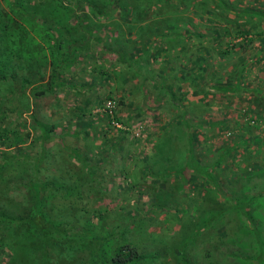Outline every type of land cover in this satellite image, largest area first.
Returning <instances> with one entry per match:
<instances>
[{"label":"trees","instance_id":"obj_1","mask_svg":"<svg viewBox=\"0 0 264 264\" xmlns=\"http://www.w3.org/2000/svg\"><path fill=\"white\" fill-rule=\"evenodd\" d=\"M161 1L165 3L167 0H158ZM216 1L219 2L217 5L219 8L224 6L223 11L228 10L226 3L230 7L232 5L229 0ZM204 2L205 0H201L200 4L203 11L207 10V7L213 8L207 0ZM99 3L98 0L33 2L0 0V187L6 191L3 194L5 196L0 195V233L5 239V242L0 240V246H5L0 247V255L8 256V264H164V258L167 259L166 264H194L195 261L189 258L193 253L189 251L190 246L197 240L195 235L201 226L205 231L212 226L216 227V233L221 239L227 235L231 239L232 232L226 230L230 225L227 226L226 223L232 225L231 219L235 220L234 216L244 224L248 216L258 221L264 218V207L254 206L255 199H260L264 189H253L255 193H250L248 191L252 189L251 186H246V180L253 177V174L256 176L264 174V164L259 158H253L248 168L240 169L238 172L232 170L233 162L236 167L240 166L241 159L237 156L239 149L247 146L250 141L243 136L247 133H249L247 137L250 136L258 127L261 117L255 113L256 123L246 124V131H242L240 137L238 136L235 141L223 143L225 145L211 151V156L208 157L205 156L208 150L206 144L204 148H200L202 145L198 141L202 128L220 130L231 125L229 122L225 124V117L212 118L203 115L206 109L204 99H201L200 107L196 106L199 108L198 112L189 110L188 115L185 111L177 114L172 125H169L167 131L162 134L161 143L156 144L157 150L164 152L162 159L164 161L168 159L169 164L171 159L172 164H175L176 160L180 159V161L176 165L177 168H167L163 163L162 167L154 166L149 169V173L157 179H162L165 178V174L161 170L167 168L168 173L179 174L183 180L190 179L192 182H197L196 186L205 191L200 201L203 208L199 212L211 209L213 203H221L215 199V195L227 189L226 185L231 181L230 176L234 173L240 178L244 176L243 186L238 191L235 188L233 190L236 191L235 195L222 201L226 208L222 207L221 210L212 208L217 211H209L200 217L189 233L183 234L179 239L170 238L172 241L169 242L166 240L168 246L163 245L165 249L167 248V254L151 250L145 243L140 244L138 239L134 238L132 223L140 222L137 220L138 217L133 218L131 222L130 217H127V214L123 216V212L119 213L121 211L119 210V214L115 211L111 222L105 223L104 208L107 206L102 199L108 196V189L102 185L104 175L99 172L100 166L95 161L96 154L82 148L80 144L81 140L83 142L92 134L89 128L91 121L85 118L84 110L73 111L72 114L77 117L75 125L71 129L63 127L62 132L58 134L55 131L56 122L50 121L44 113L41 114L37 103L38 98L52 94L60 87H64L66 93L73 91L75 94L83 95L86 87L93 86L88 84L93 79L94 82L109 81L110 74L119 71L114 68H110L114 70L109 71V66L105 62H96L106 47L109 51L118 53V60L121 63L119 74L122 76L119 81L132 78V73L135 76L144 73L141 72L140 59L131 52L135 45L127 48L129 39L124 35L131 34L135 26L132 21L133 4H144L145 0H135V2L102 0V3ZM117 6L124 11L120 16L122 15L124 20L128 19L131 24L128 25L127 30L118 25V33L115 36L111 31L104 37L97 36V30L107 25L102 20L99 22L97 18L102 15L107 18L112 16L110 10ZM235 12L236 15L242 16L247 11L236 8ZM250 12L264 18L263 7L255 8ZM173 13L171 17L165 15L164 20L170 18L176 21L178 16ZM160 20L161 18L158 21L157 18L152 17L147 27L140 25L141 31L138 36L144 43L148 37L149 40L157 42L163 40V35L169 42L177 40L182 42L187 39L186 35L196 37L195 41L199 44L192 52L194 64L191 68L183 69L178 79L190 81V84L196 85L197 91L200 92L203 88L198 89L197 81L209 72L210 61L207 59L208 55H212L203 52L202 48L205 44L201 39L211 37V42H219L217 38L226 35L228 28L210 27L204 31L188 27L184 29V26L180 28L175 22L167 33L163 26H159ZM256 24L257 22L250 23L249 30H243L241 25L238 26L240 30L236 31L235 35L242 37L238 42L241 41L246 46L250 45L254 38L250 33ZM144 29H150L153 34H144ZM182 29L185 34H182ZM222 39L225 45L221 46L222 42H220L219 48H214L216 53L225 56L232 50V46H229L232 43L227 44L229 39ZM92 45L99 47L97 52L91 49ZM186 47L187 45H184V48ZM151 53V57L155 58L154 55L157 53L155 51ZM86 61L92 80L80 83L72 74L77 66L85 68L82 64ZM238 62L224 80L222 78L221 81L219 78L216 80L217 83L221 82L216 84L217 87L221 86L219 88L221 92L225 93L227 89L235 92L242 90L244 59L240 58ZM156 73L159 74L160 71ZM153 78L157 80L154 74ZM164 83L163 80V86ZM60 98L61 96H57V99ZM109 98L113 97L109 96ZM73 108L76 110L77 106ZM104 114L107 120L111 121L112 118L107 113ZM193 116L196 118L193 119ZM114 119H119L116 110ZM66 135H71L75 139L70 141ZM252 135L255 138L258 136L255 130ZM186 137L188 141L179 143L178 148L169 144L174 139ZM77 139L80 142L78 144L75 142ZM256 140L259 142V138ZM256 140L252 142L257 143ZM114 144L119 145V142ZM153 151L148 153L151 159ZM255 152H260L258 145L255 147ZM175 154L177 156L174 158ZM220 164L223 165L224 172L215 171ZM185 167L190 169L188 175L185 174ZM211 186H214L213 190ZM128 189L129 186L125 188ZM124 195L118 191L116 197H125ZM152 199L154 200H151L149 205L154 206L155 201H159L160 195L154 194ZM112 202L110 206L113 207L112 209L121 207L117 200L113 199ZM225 211L226 215H224ZM190 217L193 216L186 218L187 223L190 222ZM252 234L255 250L250 252L248 250L251 249L244 247L245 253L238 255L234 247L223 245L217 252V260L210 259L199 264H223L232 258L242 259L245 264L247 260H250L248 264H264V253L260 254L264 248L262 239L264 229L260 226V230ZM201 239L197 240L196 244L198 242L199 245L202 244ZM162 241L165 242L164 239ZM195 253L200 255L198 252Z\"/></svg>","mask_w":264,"mask_h":264},{"label":"rangeland","instance_id":"obj_2","mask_svg":"<svg viewBox=\"0 0 264 264\" xmlns=\"http://www.w3.org/2000/svg\"><path fill=\"white\" fill-rule=\"evenodd\" d=\"M30 1L33 2L36 0ZM98 1L100 2L99 4L102 3V0ZM121 1L124 2V0ZM229 1L232 5L230 7L228 3H226L228 10L224 9L225 11H223L224 6L220 8L217 6L219 2L216 0H207V3L209 2V5L213 8L207 7L206 3L205 6L208 9L205 11L200 7L201 0H182L181 2L178 0H167L165 3L162 1L158 2V0H145L144 4H133L132 21L135 23V26L131 34L126 33L124 36L129 39V43L126 46L127 48L130 45H135L132 47L133 51L131 52H133V55L136 54L135 56H138L140 59L139 62L142 64L141 72H144L143 74L135 76V74L132 73V78L119 81L122 76L119 74L121 63L118 60V53L109 51L106 47L102 56L98 58L96 62H105L106 65L109 66V71H113L114 69L119 71L117 73L115 72L113 75L110 74L111 78L109 81L94 82V79L92 80V78H90L91 74L89 73V66L86 61L82 64V67L84 66L85 68L77 66L74 68V74H72L74 79L80 83L86 80H92L88 84H92L93 86L91 88L90 86L89 88L86 87L87 89L83 95H79V93L75 94L73 91L66 93L65 88L60 87L58 91L37 99L40 113H44L50 121L56 122L55 131L58 134L62 132L63 127L71 129L72 126L75 125L77 117L72 114L73 111H85V118L91 121V123L89 122V128L92 134L86 137L83 142L81 140V143L78 139L75 142H77V144L80 143L82 148L84 147L86 150L96 154L95 161H97L100 166L99 172L104 175L102 185L106 186L108 189V196L106 195V198L102 199L104 205L107 206L104 208L106 210L104 213L106 217L104 222L107 223L110 221L115 211L117 214L123 212V216L127 214L131 222L133 218L138 217L137 220L140 222L132 223L133 236L138 239V243H145L151 250L165 253L167 251V248H164L166 240L169 242L174 238L179 239L183 234L189 233L191 229L195 227L200 217L207 214V212L209 213V211H217L212 208L216 207L218 210H221L222 207L226 208V206L222 204V201H226L227 198L235 195L236 191L233 192L235 188L238 191V189L243 186L244 176L240 178L237 173H234V175L231 174V181L226 185L228 186L227 189L219 193L217 192L215 195V199L219 200V203H221H213L212 206H210L211 209L199 212V210L203 208L200 201L202 200V194H205L204 189L197 187V182H192L190 179L183 180L179 174L168 173L169 170L167 168H177L176 165L179 163L180 159L176 160L175 164H172V159L170 160V164L168 159L164 161L162 159L164 157V152L158 151L156 144L161 143L162 134L167 131L169 125H172L175 118L178 116L177 114L184 111L187 115L190 113V108L188 109L186 107L187 109H184V107L188 101L190 102L192 95H194V92L191 93V86L193 87V85L190 84V81L179 80L178 78H180L179 73H182L183 69L191 68L194 63L192 52L195 49L194 46L196 44L198 45L199 42L195 41L196 37L190 35H186L187 39L182 42H178V40L169 42L165 35H163V40H158V42L152 39L149 40L150 37H148L144 40L146 44L143 42L142 38L138 36L141 31L139 26L143 25L144 28L147 27L148 21L154 17V19L157 18L158 21L161 18L159 26H163L166 32L169 28L174 26L175 22L180 28L184 26V29L188 27L204 31L210 27L224 26L223 28H228L226 35L223 34L222 37L217 38L219 42H211V37H204L201 39V42L205 44L202 48L203 52L206 51L208 54H212L208 55L209 58L207 59L210 61L208 68L209 72L205 73L204 78L197 81L198 87L200 86L203 88L200 90L199 94H201L202 99H204L203 102L207 104L208 108L205 109L203 115L212 118L225 116V124L229 122V125H231L230 127L220 130H217V128H202L198 136V141L202 145L200 148H204L203 146L206 144V148L210 151L206 150L205 152V156L208 157L211 156V151L225 145L223 143L235 141L238 136H241L242 131H246L245 127L249 122L246 121L245 118L247 114L245 113V109L251 114H255L256 112L254 108L251 107L252 104L247 103L248 101L246 99L248 97L245 91H232L233 95L232 93L221 92V95H218L216 94L218 91L210 86V84L216 82L218 78L224 80V78L230 74L229 72H232L228 71L225 73V70H227L226 67L230 64L232 67L238 65L241 54L253 53L252 51H255L254 38L251 44L247 46L241 41V43L238 42V40H241L240 36L235 35L236 31L240 30L238 26L241 25V29L243 30H249V28H251L250 23L257 22L256 26H264V18L258 17L250 12L255 8L263 7L264 10V0ZM133 2H135V0H133ZM236 8L239 10L245 9L247 12L242 16L236 15ZM211 11L213 12L210 13ZM172 12H174L173 14H175V16H178V19L173 21V19L169 18L165 21L164 16L167 15L171 17ZM110 13L112 16L108 18L103 15L97 18L99 22L102 20L103 23H107L101 30H97V36L104 37L106 33L111 32V34L115 36L118 33V25L124 30H127L128 25L131 24L128 19L124 20L122 15L120 16V14L124 13L121 7H114V9L110 10ZM184 21H186V24H184ZM180 28L179 31H181ZM184 29H182V34H185ZM144 32V34H153L150 29H144ZM130 38H132V40H130ZM222 38L229 39L227 44H230V42L232 43V45H229L232 46V50L225 56L216 53L217 51L215 50V48H219L218 45H220V42H222L221 46L225 45ZM159 45H161V47ZM184 45H187V47L184 48ZM98 48L97 45L91 46V49L96 50V52ZM152 51L157 53L154 55L155 58L151 57ZM96 52H94L95 56ZM189 53L190 55H188ZM215 64H222L223 67L221 69L219 68L221 70L220 74L211 71ZM252 65L254 66L255 64ZM159 71V74L156 73ZM123 72L124 71H122V73ZM153 74L157 80H153ZM163 80L165 82L164 86L162 84ZM74 95L77 96L74 97ZM87 95L88 97H86ZM57 96H61V98L57 99ZM109 96H112L116 101V112L119 117L117 122H119V125L112 123L110 120L108 121L102 109L104 101L109 98ZM222 96L228 97L226 98L228 99L227 103L219 101L222 99ZM249 102L252 103V100H249ZM192 103L191 101V104ZM72 106H77V109L75 110ZM224 109H228L227 112L230 113L229 116H226L227 112L225 113ZM195 110L198 112L199 108H195ZM261 121L258 122V127L254 129L258 134L256 138L252 135L254 130L249 137H247L249 133L243 136L246 139L249 138L248 140L250 141L247 146L241 147L237 153L238 158L241 159L240 166H238L239 169L233 162L232 170L238 172L240 169L244 170L248 168L253 158H259V161L264 164V125ZM138 122H143L145 128L141 135L135 137L132 134L131 127ZM226 131H231V133L228 134ZM66 138L70 141L75 139V137L71 135H66ZM257 138H259V142L256 140ZM254 140H256L257 143H253L252 141ZM184 141H188L187 137L179 140L174 139L168 142L172 147L178 148L179 143L182 144ZM117 142H119V145L114 144ZM256 145L260 147L259 153L255 152ZM151 151L154 152L152 154V159L148 157V153ZM175 156H177V154L174 155V158ZM99 161L101 162L99 163ZM163 163L165 167H167L161 170V172L165 174V178L157 179L149 173V169L154 166H158V168L162 167ZM222 167L223 165L220 164L218 168L214 170L216 172H224ZM184 171L185 174L188 175L190 169L185 167ZM252 176L253 177H249V179L246 180V186L250 185L252 188L248 192L255 193L253 189H264L262 188L264 186V174L262 175L261 173V176L253 174ZM128 186L129 189L125 190ZM199 188L201 189L198 192ZM210 188L213 190L214 186ZM118 191H120L121 195L125 194V197H116ZM89 192H91V190ZM197 192L199 194H197ZM4 193H6L5 189L0 187V195L5 196L3 195ZM157 193L160 195L159 201H155L154 206L149 205L151 200H154L152 199L154 194ZM113 199L117 200L121 204V207L112 209L113 207L111 208L110 206L113 204ZM95 203L97 204V202ZM199 203L201 205H199ZM254 206L257 208L264 207V193L260 195V199H255ZM225 213L226 211L224 215H226ZM190 215L193 217H190L191 220L187 223L186 218ZM237 218V216H234L235 220L231 219L232 225L225 222L227 226L230 225L226 230L232 232V234H230L231 239H229L228 235L221 239V236L216 233V227L213 226L208 228L207 231H205V228L202 226L200 227L201 229H198V233L195 237L198 241L203 238L201 239L203 243L199 245L198 242V244H196L197 240L195 238V243L190 246L189 252L193 254L189 258L195 261L194 264H199V262L204 263L206 260L210 259L217 260V252L223 245L234 247L238 255H243L246 249H251L248 250L250 252L255 250L256 245L254 244L255 241L252 232L256 233V231L260 230V226L261 229H264V218H260L263 220L258 221V219L255 220L254 217L248 216L246 219L247 225L239 219L237 220ZM250 228L253 229V231H251ZM162 238L165 242L162 241ZM262 239L264 240V234L262 235ZM0 240L5 242V239L1 237V233ZM257 241L259 242V240ZM246 245L248 246L246 247ZM2 247L5 246L2 245ZM193 251L198 252L200 255H197ZM263 253L264 248L260 254ZM165 254H167V252ZM7 260L8 256L6 254L0 255V264H8ZM166 260V258L163 259L164 264H166ZM247 261V264L250 263V260ZM223 264H245V261L232 258L228 262L225 261Z\"/></svg>","mask_w":264,"mask_h":264},{"label":"crops","instance_id":"obj_3","mask_svg":"<svg viewBox=\"0 0 264 264\" xmlns=\"http://www.w3.org/2000/svg\"><path fill=\"white\" fill-rule=\"evenodd\" d=\"M250 34H252V36L254 37V40H255L254 45L256 48H255V51H252L253 53L241 54V58L244 59V65H245L244 73L242 76V85H243L242 92L245 91V93H247V97H248L246 99L248 101L247 103L252 104L251 107H253L254 110L256 111L255 112L256 115L258 114V116H261V119H262L261 123L263 122V125H264V26L257 25ZM196 45L194 46L195 48H196ZM252 64H255V65L253 66ZM222 67H223L222 64H215V66L211 69V71L220 74V71H221L220 69ZM226 69L227 70H225V73L228 71H233L234 67H232V65L230 64L226 67ZM247 76H250V77H247ZM220 83H217V82L211 83L212 85L211 87L216 89V91H218L216 93L218 95H221V91H219V88L221 86L217 87L216 84H220ZM196 87H197L196 85H194L193 87L191 86V90H192L191 93L194 92L193 93L194 95H192V97L190 98V102L188 101V103H186V106L184 107V109L190 108V110H195V108L198 109V107L196 106L200 107V101L202 97H201V94H199V91H197ZM200 88L201 87L199 86L198 89ZM232 91H233L232 89L231 90L227 89L226 93H232L233 95ZM221 98L222 99L219 100L220 102L227 103V100H228L226 99L228 98L227 96H222ZM249 100H252V103H250ZM191 101L193 102L192 104H191ZM205 106H206V109H208L207 104H205ZM224 110H225V113L228 111V109H224ZM229 115L230 113L227 112L226 116H229ZM195 118L196 117L193 116V119Z\"/></svg>","mask_w":264,"mask_h":264},{"label":"built area","instance_id":"obj_4","mask_svg":"<svg viewBox=\"0 0 264 264\" xmlns=\"http://www.w3.org/2000/svg\"><path fill=\"white\" fill-rule=\"evenodd\" d=\"M102 109L105 113H107L112 118L111 119L112 123L119 125V122H117V120L114 119V112L116 110V101L114 98H107L104 101ZM245 113H247L245 115L246 121H248L251 124L256 123V117L257 116L255 114H253V113L251 114V113L247 112L246 109H245ZM144 128H145V124H143V122L135 123L134 126L131 127L132 134L135 137L139 136L143 133ZM227 133L229 134L230 131H227Z\"/></svg>","mask_w":264,"mask_h":264}]
</instances>
